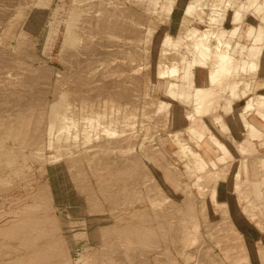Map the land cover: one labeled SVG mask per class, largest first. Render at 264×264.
<instances>
[{"label": "bare ground", "instance_id": "6f19581e", "mask_svg": "<svg viewBox=\"0 0 264 264\" xmlns=\"http://www.w3.org/2000/svg\"><path fill=\"white\" fill-rule=\"evenodd\" d=\"M61 1L62 0L59 1V5H60ZM83 1H86V0H83ZM73 3L71 2V4H73ZM139 4L142 7V10H144V13L148 10V12L151 14V16L155 15L159 18V20H161L165 15H167L166 16L167 20H168V21L166 20L167 24H163L162 26H159L158 28H156V30H157L156 32L159 31V34L156 36L155 40L150 39L151 36L154 34L153 30L150 27H148L146 29V32H147L146 33L147 36H145L146 38L138 39L139 43H141V41H142L143 45H146V46H147V44H151L150 42L153 43V46H151V48L153 50V55H152V57L149 58V60H146V57H143L144 60H143V62H141L138 59L135 60V58L133 56H129V58L131 57L130 61H128V62H130L129 63L130 66H128V67H130V69H127L128 71L126 70V67L128 64L125 65L124 69L122 68L123 65L122 66L118 65L119 67L116 66V69L114 70L113 73L117 74L119 72L118 74H120L121 71H123L125 73L133 72L131 74V79L133 80L134 79V77H132L133 75H138V74H141L142 71H146L147 74L145 77L148 78V80H149L148 81L149 85H150L149 88H150V91L152 92V96H153V99L151 101H153V100L156 101V102L154 101V105H153V103H151L153 105V107L150 104L151 101H148V100L145 101L144 100V102L141 103V102H138L137 100L132 101L133 99H131V102H129V100H128V105H126V108H122L121 104H118V107L116 106L117 107L116 108L115 105H113L114 104V100H113V104H112L113 106L111 107L112 111H110L111 112L110 114H112V116L110 117V115L107 113V111L104 110V108L100 105V103L99 104L96 103L94 105L92 103V106L94 107V109L92 110V113L89 114L88 116L85 115V117H81V118H79L80 116L77 115L78 118H77V120H75V117H74L75 114L73 113L74 110L72 111V113L74 114L73 118H71L72 116L69 115V113L71 111V101H72V98L69 95L70 97L63 101L64 103H66V105L65 104L62 105L59 103L56 105H52L51 101H48V100H47L48 103L44 102L46 104V108L44 107L46 110L45 111L46 114H44V112H43V115H41L40 117H43L45 115L44 119H45V123H46V134H47L46 140H43V138L41 137L42 134L38 133L39 132V124L42 126L43 118H41V122L39 120L38 126L36 127L37 129L36 130H35V128L32 129L33 131L35 130L36 132L30 133L29 131H31L32 125H30V130H29V123H31V122L28 120H27L28 122L26 121V119H29V118L27 116H26V119H24L22 117H18L19 121L17 122V120L14 119L15 118L14 115H13V117H14L13 119H14V122L16 121L15 123L12 122L11 117H10V119H7V120H11L10 123L8 121L3 120V118L5 116L2 118V120L0 118V120H1L0 123L4 127L2 125L1 126L4 129L6 128V133H4L5 137L10 138L12 136H17L20 138V136H23L22 140L24 142L21 141L22 144H21V142H19L20 145H23V143L25 144V142H26V146L30 144V147L28 146L29 148H31V145L34 147H37V148H35V149H37L36 155L38 156L40 161L42 160L44 162L47 160V158L44 154V150H45L46 145H48L50 147L57 145L58 148H61L62 146H63V148H64V146L69 148L70 144H73L74 146L75 145L81 146V144L85 145L89 141H91V139H92L91 131H88L89 127L92 129L95 127L94 126L95 124L97 126H100V127H102V125L104 124V126L102 128H103V133L105 135H103L104 137H102V139L105 138V136H106V138L108 140L106 141V143H104V145L102 144V146H101L102 148L104 147V149H107L109 143H111V144L115 143L114 146L117 145L116 143L120 144L121 142H124V141L128 143V144H126L127 146L124 143L125 148L127 147L126 152L128 154L126 153L127 157L126 158L124 157L125 158L124 162L126 161V159H127V162L124 164V172L123 173H125V174L129 173L128 174L129 177H130V175H131V177L133 176L135 179H131V180H133L134 182L135 181L141 182L142 179L145 180V178L146 179H147V177L149 178V174H151V171L153 169L156 170V172L159 174L158 176H160V178L162 176V180L164 183L161 181L162 182L161 186H159L160 185L159 183H158V185L154 184L157 182H153V184H151V183L148 184V182L145 183V184H147V187H148V188L146 187L148 189V194H149V192L153 191L154 193H156L158 195V196L156 195L157 197H155L154 194H152L154 197H152L151 194L148 196V200L153 203L152 205H154V207H156V206L163 207V203H161V201L164 202L165 199L167 201V199H169V197H171L172 199L170 200V202H171L170 208H173L171 210H174V208H175V209H177L178 213L186 214L188 217L187 219L186 218L184 219V217L180 216V217H182L181 219L184 222H182L181 219L179 221H181L183 224L186 222V223H188V225L190 222H192V224L194 225L195 224V223H193V222H195L194 213H196V212H195V208H194L195 199L192 201V197L194 196V197L198 198L197 200H199V197H203L205 195L207 196L206 193H209L208 194L210 196L209 197L210 198L209 203L211 204V208H213L214 210L218 209L220 211L219 208L222 209L225 207L227 210L225 213L234 211L233 214H235V216L239 217V218L236 217V226L238 223V224H240V228H242V229L243 228H249V229L251 228L252 230L258 229V230H260V232L262 231L264 233V226H263L264 225V0H139ZM145 5L148 6L147 9L145 8ZM11 6H13V5H11ZM103 6H104V4H103ZM101 8L98 7V9H97L98 14L94 13L95 17H93L90 20L88 19L89 21L87 23H86L87 16L86 15L82 16L83 13L80 14V13H77L76 11L74 12V8L73 7L71 8V5L67 7V5L64 4L63 6H60V7L58 6L57 9H55V19L53 21V24L51 26L49 34L46 38V42L44 43L43 52L46 55H49V57H51V58L54 57L55 51H56L57 46L60 42L61 49L59 51L58 57H62L61 59L65 60L66 64L64 63L65 64L64 69L68 73V75L70 76V79L74 78V81L75 80L77 82L81 81V76H82V73L84 72L83 69H89L90 70L89 74H91V75L96 74V76H97V73L99 74L101 72V71L98 72V68H100V66L98 67L97 64H100V63H102V61H104V60H100L98 57L101 58L102 55H103L102 57H104V55H105L106 59L107 58L109 59L110 55L114 56V58L112 59L113 63L117 62V60L119 58L121 59V57L124 56V54H123V56H121V53H119L120 55H118L116 53L118 51V49H117V51H114V52L112 50L111 53L113 52V54L109 53V50L112 49L110 47H109V50H104V49H108L109 44H106L105 42L110 39L109 37L111 35H113V36L117 35V33L119 31H121V30L123 31L124 27H121V25L118 22L119 20L112 18L113 16H111V12H109L108 10H105L103 8L101 9ZM104 8H105V6H104ZM120 10H121V8H120ZM130 10H132V9H130ZM20 11L22 12V7H21ZM20 11H19V13H20V15H22V13ZM131 12H133V11H131ZM1 13H2V11H1ZM4 13H6V12H4ZM13 13L14 14L16 13V17L14 15L15 19L20 20L19 13H17L16 10L13 11ZM78 14H80V15H78ZM11 15H8V16L11 17ZM17 15L19 16V18L17 17ZM137 15L139 16V14H137ZM144 16L145 15H143V18H144ZM146 16H148V15H146ZM12 19H13V15H12ZM146 19H147V17H146ZM4 20H0V21H4ZM7 22L8 23L12 22V20L11 21L6 20V23ZM19 22H18L17 26H19ZM21 22H23V21H21ZM136 22H137V20H136ZM8 23H7L6 27L8 26ZM137 23L139 24L140 27H142V29L145 28L143 26V23L141 22V20ZM3 24H5V22ZM85 24H87V25H85ZM147 25H148V23H147ZM10 26H12V24L11 25L9 24V27ZM26 26L27 25H25V27ZM134 27H135V25H134ZM136 29L137 28H135L134 30H136ZM78 32L81 33V36H79ZM93 33L102 34V36L99 38V41L96 45H94L92 42L93 37L95 38ZM84 34H85V39L83 40ZM104 34H105V36H104ZM134 36H136V35H134ZM6 39H7V37L4 40H6ZM8 39L11 40V38H8ZM130 39H132V38H130ZM20 40H22V43L20 45L18 44L17 47L15 45V51L17 53H19L20 55L21 54L24 55V53L29 51V45L30 44L28 45V41L26 39H24V37H23V39H19V41ZM82 40L84 41V43H82L79 47H77L78 42L81 43ZM15 42H17V41H15ZM121 42H122V40H121ZM135 42H136V40H135ZM92 47L97 49L96 52L94 54H86V51H88L89 49L92 50ZM115 47H116V45H115ZM115 47H114V50H115ZM119 48H122V47H119ZM141 48H142V46H141ZM136 50H135V54H136ZM126 53H130V52L127 51ZM83 55H86V56L83 60H81V57ZM139 55H138V57H140ZM17 56H18L17 62L19 63V61H18L19 55H17ZM144 56H145V54H144ZM34 57H36L35 53H34ZM135 57H137V56L135 55ZM124 59H127V56ZM14 60H16V59H13V61ZM9 61H12V60H9ZM112 61L110 60V62H112ZM3 62L5 63V61H3ZM17 62H15V63L17 64ZM124 62H125V60H124ZM136 62H138V63H136ZM131 63L137 64V67L133 68V71L131 70V68L133 67L131 65ZM1 65L3 66L2 63H1ZM9 67L10 68L12 67V63L9 64V62H8V65L5 68L8 69ZM112 67H113V65H112ZM104 68H105V66H104ZM109 69H108V72H109ZM35 70L37 71V69H35ZM106 70H107V67L105 69V74L107 72ZM9 71H11V70H9ZM50 71H53V68H51ZM4 72H5V70H4ZM31 72H32V70H31ZM108 72H107V74H108ZM18 73L19 72L17 71V73H16L17 79L19 76ZM22 73H23V71L21 72V74ZM44 74H43V76L40 74V76L47 79V76L49 75V73H46L45 75ZM52 74H51V76H52ZM103 74H104V72H103ZM111 74H112V72H111ZM121 75H123V74H121ZM8 76H9V73H8ZM38 76L39 75H37V74H34V75L32 74V77L29 78L32 85L35 84L36 82L39 83L40 77H38ZM96 76H95V78H96ZM21 77L23 78V75ZM27 77H28V74H27ZM49 77H48L47 81L45 80V82L42 85V86H44V88H46V86L48 87L46 90H43V92H45V91L48 92V89L51 86V87H53V89L51 91L52 96H53V100H55V98H59V97L62 98L63 93L65 94V92L63 91V89L60 85V80L58 79V80H56V83H54V82H51ZM58 77L56 76V78H58ZM101 77H102V75H101ZM104 77H106V76H104ZM109 77L110 76H108L107 78H109ZM13 78H15L14 75H13L12 79ZM60 78H66L64 73L61 74ZM91 78H90V80H91ZM98 78H99V75H98ZM107 78H105V79L107 80ZM5 79H7V78L5 77ZM12 79H11V81H12ZM119 79L121 80V78H118V80ZM7 80H9V79H7ZM14 80H16V79H14ZM48 80H49V83H48ZM95 80H94V83H95ZM102 80H103V77H102ZM120 80H119V83H121ZM134 80L136 82V80H139V77H138V79L136 78ZM85 81H87V80H85ZM88 81H89V78H88ZM99 81H100V79L98 80V83H99ZM110 82H111V79L109 80V83ZM20 83H21V81H20ZM26 83L31 85V83L28 82V79L25 82V84ZM82 83H83V81H82ZM41 84L42 83H40V85ZM80 84H81V82H80ZM93 85H95V84H93ZM102 85H103V83H102ZM121 85H122V83H121ZM37 86H39V85H37ZM42 86L41 87L39 86V87L41 89H43ZM85 86H86V83H85ZM147 86H148V84H147ZM110 87H112V86H110ZM113 87H115V86L113 85ZM149 88H148V91H149ZM59 89L62 90V92H60ZM95 89H97V88L95 87ZM50 90H51V88H50ZM83 90L89 91L92 89H89V88L84 89L83 88ZM99 90H100V88H99ZM120 90L122 91V89H120ZM93 91H94V89H93ZM103 91H104V89H103ZM103 91H102V93H103ZM121 91H120V93H121ZM124 92L125 91H123V93ZM111 94H112V91H111ZM116 94H117V92H116ZM116 94L114 96H116ZM66 95H67V93H66ZM132 95H133V93H132ZM0 96H1V94H0ZM22 96H23V94H22ZM108 96H110V94ZM4 97H7V94ZM103 97H104L103 94H101V98H103ZM15 98L17 101L18 97H14V99ZM101 98H99V99H101ZM108 100H109V98L106 99V103H108V105L111 106V103L109 104ZM120 100H119V102H120ZM7 101H8V99H7ZM20 101H21V99H20ZM20 101L19 102L17 101V103H20ZM24 101H25V99H24ZM66 101H68V102H66ZM141 101H142V99H141ZM38 102H40V101H38ZM63 102H61V103H63ZM115 103L117 105L116 99H115ZM29 104H28V106H29ZM42 104L43 103H41V105ZM149 104H150V107L153 108L152 117H151V113H148L149 115L146 113V111L148 112ZM24 105H26V104H24ZM38 105H40V104H38ZM103 105L105 106L106 104H103ZM8 106H9V103H8ZM8 106H6V108ZM17 107H16V109H17ZM27 107L25 109H27ZM34 107H35V105L33 102L32 108H34ZM4 108H5V106H4ZM37 108H39V106ZM40 108H42V107H40ZM101 108H103L102 111H101ZM0 110H2L1 107H0ZM11 110L13 112V109H11ZM30 110H32V109H30ZM116 110L117 111L124 110L125 114L127 112V116H125V117L123 116L124 118L122 117L123 118L122 120H119L118 118H117L118 119L117 120L116 116L119 115L120 112H118L117 114L116 113L114 114L113 111L116 112ZM32 111H34V110H32ZM36 113L37 112H35V114ZM76 113H77V111H76ZM12 114L13 113H11V115ZM30 114H31V112H30ZM37 114H42V113H39V111H38ZM107 115L110 117V119H106ZM163 115H165L164 118L166 120L165 121L166 124H163L162 127L165 126V129H163V131L159 132V134L153 140L154 149L153 150L150 149L151 151L150 150L148 151V146H145L143 144V145H141L142 148L140 147V149H141V153H139L140 155H133V153H131L132 154L131 155L129 152L131 151V149L137 148L136 147L137 145L135 143V141H137V140L134 139V135H133V134H135L136 131L135 132L132 131L134 133L131 134V133H129V131L131 130L130 128L135 127V129H136V126L143 125V124H144V126H146L145 125V123H146L145 120H146L147 126L149 128L147 130L148 133L144 134V135H146V137L144 138V141H145V144H147L149 142L151 132H152L153 128L155 127L152 124L154 123L156 118L163 116ZM138 116H143V117H140V118H142L140 120V118H138ZM120 117H121V114H120ZM81 120H83V121H81ZM102 120H104V121H102ZM34 121H35V119H34ZM32 123H33V121H32ZM83 124L87 125L88 128L85 127ZM33 127H35V125ZM102 128H101V130H102ZM40 131H41V129H40ZM96 136H97V133H96ZM15 139H18V138H15ZM10 140H12V139L10 138ZM109 140L112 142H110ZM150 141H151V139H150ZM95 142L97 143V141H95ZM3 143H4V141H3ZM101 143H103V142L100 141V144ZM153 143L151 142V145ZM121 144H123V143H121ZM0 146H1L0 147V159L3 158L2 160L6 161L5 165L7 164L8 166L9 165L12 166V164H14V163L10 157H11V155H14L12 157V158H14L15 153L17 155L21 152V151H19L20 149L18 151L13 150V152H15V153H13L12 149L8 148L13 153L12 154V153H10V151H7L8 149H4L2 144H0ZM97 146L98 147H96V146L95 147L98 149L100 146L99 145H97ZM15 148L16 147L13 146V149H15ZM91 148H92V146H91ZM93 148H94V145H93ZM121 148H122V146H121ZM16 149H18V148H16ZM64 149L66 150V152H65V155H63L64 153L62 154L63 158H65L66 155L69 157V154H70L69 150L66 148H64ZM83 149H85L84 146H83ZM109 149L111 150L110 147H109ZM112 149L115 150L117 148H115V149L112 148ZM118 150H119V148H118ZM59 151H62V150H59ZM30 152L32 153V151H30ZM89 152H90V150H89ZM60 154H61V152H60ZM60 154H59V157H60ZM34 155L32 156V158L34 157ZM91 155H93V154L91 153ZM101 155H103V153H101ZM110 155H111V153H110ZM22 156L25 158L24 152H23ZM22 156L20 155L21 158H23ZM70 156H71V154H70ZM156 156L160 157V159L162 160L161 161L162 163L158 160H155ZM16 157H18V155ZM20 157H18V159H20ZM68 157L66 159L68 160V163H69V162H71L70 160L73 159V156H71V158L69 157L70 159ZM80 157H81L80 160L82 163L87 162V160H88V162H90V165L92 166V168H94L93 167L94 165L92 164V159H89L91 157L86 152L85 153L83 152V155ZM98 157H99V155H98ZM98 157L96 159H98ZM103 157H101L100 159H102ZM4 158H6L7 160H5ZM76 158H78L77 155H76L75 159ZM104 158H106V156ZM94 159H93V162L96 161ZM36 160H38V159H36ZM80 160H79V162H80ZM107 160H108V162H111V161H109V159H107ZM25 161H26V159H25ZM38 161H36V163ZM42 161L39 162V164H41ZM102 161L103 160H101V163L103 164L104 161L103 162ZM119 161H121V159ZM119 161L117 162L118 163L117 165L120 167ZM108 162H106V163H108ZM97 163L98 162L96 161L95 165ZM106 163H104V164H106ZM22 164H23V166H25L24 163H22ZM22 164H20V165H22ZM75 164H77V163H75ZM71 165H72V162H71ZM71 165L70 164H69V166L67 165V169L68 168L70 169ZM90 165H89V167H90ZM108 165H109L108 169L110 171V165H112V163H110ZM114 165L116 167V164H114ZM8 166H7V168H8ZM75 166L77 167V165H75ZM105 166L107 167V165H105ZM71 168H72V166H71ZM76 169H78V167ZM105 169L107 171V168H105ZM118 169H120L118 171H121L122 168L120 167ZM155 170H153V171H155ZM79 171H80V169H79ZM112 171H110L109 173H106L107 175L109 174L110 176H112L110 179H109V175L107 176L105 174L106 176H101V174L99 175V173H98V180L101 184L103 183V185H102L103 190H106V191L117 190L120 193L119 190L123 189L124 191L126 190L129 192L130 188H127L128 185L126 186V184H124V182L126 180L122 179L124 177H122V178L120 176L115 177V176H117L118 172H116V174H115L114 170H112ZM103 174H104V171H103ZM114 174H115V176L113 177ZM75 175H76V173H75ZM70 176H71V174H70ZM72 177L74 178L75 176L73 175ZM106 177H108V178H106ZM151 179H150V181H153V179L152 180ZM122 181H124V182H122ZM88 183H90V182L88 181ZM113 183H114V185H113ZM135 184H136V182H135ZM137 184H136V186H137L136 189H139V191L141 190V192H142V189ZM140 184L141 185L143 184V187L146 186L144 183H140ZM182 184L186 185V188H184V189L187 190V187L189 189H191L190 192H192L193 195L190 193L189 194L192 195V197L187 196V197L183 198L182 197L183 193H182V196L178 195V193L180 191H182V190L179 191V188L182 187ZM79 185L81 186V184H79ZM79 185L77 184V186H79ZM88 185L90 187L91 184H88ZM129 185H131V184L129 183ZM81 187H83V186H81ZM100 187H101V185H100ZM129 187H131V186H129ZM92 188L90 187L89 188L90 190L89 189L88 190L91 191ZM182 189H183V187H182ZM184 189H183V192H184ZM132 190H135V189H132ZM106 191L104 192V194L106 193ZM118 192H115L112 195L107 194V193H106L107 195L105 194L107 196L106 198L109 197V199L112 200V203L109 201V203H111L112 205L118 204V201L121 198V196L119 195ZM121 192H123V191H121ZM137 192H138V190H137ZM187 192H189V191H187ZM91 194H93V193H91ZM100 194H102V195H100L101 197L105 196L103 194V192H101ZM121 194H123V193H121ZM134 194L135 193H133V194H131V193L125 194L124 193L123 198L126 201V198H128V197H130V198H132L133 196L136 197V195H134ZM150 196H151V198H150ZM48 197H51V196L48 195ZM87 197L89 198V196H87ZM95 197H97L98 201L97 200L96 201L99 204L100 201H99L98 196H95ZM142 197H144V196H142ZM106 198H104V199H106ZM36 199L37 198H35V200ZM44 199H45V197H44ZM44 199H43V201H44ZM50 199H53V198L51 197ZM140 199H141V197H140ZM39 200H40V198H39ZM89 200H91V199H89ZM121 200L123 201L122 198H121ZM181 200H182V202H180ZM46 201L47 200H45V202ZM131 201H133V200H131ZM141 201L143 202L144 200L141 199ZM47 202L50 203V201H47ZM52 202L53 201H51V203ZM97 202H95L96 207L98 205ZM201 202H202V200H201ZM49 203H47V204L49 205ZM93 203H94V199H93ZM158 203H161V204H158ZM39 204L33 203V205H30V203H29L30 206H28V204H27L26 210L30 211L32 209L38 208V210L41 211V208H39L40 207ZM95 204H94V206H95ZM50 205L52 207V204H50ZM165 205H167V204H165ZM195 205H197V204H195ZM105 206H107L106 203H105L104 207ZM90 207L91 206H89V208ZM123 207H124V205H123ZM206 208H207V206H206ZM16 209H18V208H16ZM44 209L42 211H46L47 208L45 210ZM93 209L95 210V207ZM93 209H90V210H93ZM109 209H110V207H109ZM158 209H162V208L158 207ZM104 210H106V209H104ZM33 211H35V210H33ZM50 211H52V210H50ZM87 212H89L91 214V212H94V211H88L87 210ZM118 212H120V210H118ZM142 212L144 214V213L148 212V210L147 209L143 210V208H142ZM24 213L28 214V212L27 213L24 212ZM135 213H136V211H135ZM19 214H20V212H19ZM31 214H32V212H31ZM45 214H47V213H45ZM96 214H97V212H96ZM100 214H102V213H100ZM115 214H117V212H115ZM167 214H166V217H167ZM91 215H93V214H91ZM159 215H161V214L159 213ZM224 215H227V214H224ZM44 216H46V215H44ZM44 216H42L41 218H43ZM134 216H135V214L133 215V217ZM140 216L142 217L141 221H143L146 224L148 221H150V222L152 221V219L149 218L152 215L149 216V215L145 214L142 216V214H141ZM37 217H39V216H37ZM55 217L54 218H50V217L48 218L47 217V218H48V220H52V219H55ZM162 217H164V216H162ZM228 217L230 218L232 216L228 215ZM29 218L30 217H28V218L26 217L25 218L26 220L24 218L22 221L20 220L22 223L20 222L18 224L20 226V227L18 226V228L16 227L17 226L16 223H15L16 225L13 223L14 226H11V227H6V226H4L2 228L0 227V234L1 233H3V234L9 233L11 231H14V229L20 228V231H19L20 233L24 231L26 234V232L29 233L31 231V233H29L30 234L29 239H30V236H35L36 239L39 238L38 239L39 241L42 240L41 237L44 236L42 234L44 230L41 231L43 229V227H42L43 225L40 222H38L37 218H33V221H34V219L36 221L35 223H33V221H30ZM44 218H43V220H44ZM47 218H46V220H47ZM116 218H113V219H116ZM122 218H123L122 220L124 221L123 216H122ZM129 218H130V220L127 217V220H129V221H127L125 219V221L127 223H122L123 225L125 224L124 227H122L123 225H121V224H120L121 227L119 225L114 226L113 224H110V225H112V228L111 227L107 228L110 226L108 224V225H105L106 227L104 226L105 229L104 228L101 229V230H104L105 232L113 230L114 234H111L112 235L111 238L113 239V237L115 236V238H121L120 240H123V242L121 241L122 244L121 243L116 244V242L112 243L110 241L112 239L109 240V237L107 239L109 241H105L106 243H108L106 245L107 247H105V248H107V249L110 248L111 250L109 249V251L113 254H118V253L123 254L124 253V256L128 253L131 254V253L136 252L134 250L135 247L133 248L132 244L138 242L142 245H148V244L152 243L153 241L155 242L158 239V236H159L158 231L159 230L157 228H151L150 226H148L149 224L146 226V224H144V223H143L144 225L143 224L139 225V223H136V222L139 221L140 219L138 220V218H137V220H134L136 217L135 218L129 217ZM145 218H146V221H144ZM152 218H154V217H152ZM15 219L13 218L11 220H15ZM38 219H40V218H38ZM176 219H177V217H176ZM178 219H179V216H178ZM257 219H259V222L262 224V226L259 222H257ZM8 220L10 222V219H8ZM98 220H101V218ZM122 220L120 219V221L119 220L118 221L123 222ZM159 220L160 219H158V218L156 219V221H159ZM164 220H161V221L164 222ZM174 220H175V218H174ZM189 220H190V222H189ZM226 220H227V218H226ZM47 221H45V222H47ZM57 221H59V220H57ZM102 221H103V219H102ZM104 221L106 222L107 220H104ZM239 221H241V222L239 223ZM5 222L7 223V221H5ZM41 222L45 223L43 221H41ZM54 222L55 221L53 220V222H50V223L53 224ZM75 223L76 222H74V224ZM157 223L158 222H156L155 224H157ZM174 223L171 224L170 226H173ZM182 223H181V225H182ZM226 223H227V221H226ZM228 223H230V220L228 221ZM164 224H166V222ZM222 224H224V223H222ZM158 225H160V224L158 223ZM232 225L234 226L233 223H232ZM232 225H231V227H232ZM8 226H10V225H8ZM28 226L30 227V229H26V228H29ZM44 226H45V224H44ZM59 226H61V225L58 224V227L56 225L58 230H59ZM189 226H191V225H189ZM100 227H102V226H100ZM186 227H187V225H186ZM186 227L178 226V228L176 227V229H175V225H174V229H175L174 231L176 232L175 234L177 235L176 236L177 241H179L180 245H181L180 246L181 248H179V249L183 250V254L187 255V256H185L186 259H189V256L191 254L188 255L186 249H189L190 245L192 246L193 242H191L192 238L190 235V232H192V231L189 232ZM171 229H169L170 233H171ZM193 229H195V228L193 227ZM46 230L47 231H45V232H48L49 229H46ZM54 230H55V228H54ZM160 230H161V228H160ZM237 230H239L238 227H237ZM33 231L34 232L37 231L38 233H40V234L37 233L40 236L34 235ZM104 231H102L100 233H103ZM16 232H18V230H16ZM19 232H18V234L20 235ZM97 232H95V233H97ZM50 233H51V231H50ZM52 233H54V232H52ZM52 233L50 236L53 235ZM55 233H57V231ZM107 233L109 236V232H107ZM110 233H111V231H110ZM166 233L168 234L169 232H166ZM3 234L0 236L2 237ZM103 234L105 235V233H103ZM175 234H174V236H175ZM5 235L3 237H5ZM7 235H6V237H7ZM172 236H173V234H172ZM23 237L25 239H28L24 235H23ZM166 237H167V235H166ZM24 238H22V239H24ZM56 238H58V237H56ZM93 238H96V237H93ZM97 238H98V236H97ZM99 238L101 239V237H99ZM162 238L163 237H161V239ZM10 239H11V237H10ZM19 239L21 240V237ZM46 239H47V237H46ZM63 239H64V236H63ZM63 239H62V241H59V239H58L56 244L52 243L53 245H55L53 250L50 249L52 247V245L50 247V245L47 243L49 245L47 247H50L48 249V251H47V248H43V249H40V248L37 249L36 248V250L34 251V249H32V248L37 247V244L39 242L37 243V241L27 240L25 242L26 248L29 247V249L31 251L33 250V252L26 253V254L24 253V255H22V254L18 255V256L16 255V257L14 256L15 258L9 259L8 261H1L0 264H11V263L14 264L15 263L14 261H16L15 264H40V263L42 264L41 261H43V263H45L44 262L45 256H44V258H41V257H43L41 255H42V252H44V251L45 252L47 251V253H45L47 257H48V255H49V257L51 255V257L49 258L50 260H52V261H53V259L54 260L55 259L60 260L59 257L65 256L66 255L65 252L68 251V250H66V246L64 244L66 241L64 242ZM34 240H35V238H34ZM54 240H56V239L54 238ZM7 241H9V238ZM16 241H17V238H16ZM48 241H50V244H51L52 240H48ZM45 242H47V241H45ZM53 242H55V241H53ZM18 243H21V242H18ZM22 243H24V242H22ZM44 243H42V244H44ZM260 243L262 244L261 246L264 247V235L263 234L260 237L259 244ZM6 244L8 245L9 243H6ZM102 244H103V242H102ZM135 245L137 246V244H135ZM188 246H189V248H188ZM0 247H2V246H0ZM41 247H46V245L45 246L42 245ZM10 248L12 249V247H10ZM3 249H5V247ZM11 249L8 248L7 250H11ZM21 249H23V248H21ZM24 251H26V250L24 249ZM39 251H42L41 255H39L40 254ZM27 252H28V250H27ZM37 252H38L39 257L41 256L40 257L41 259L37 258L38 257ZM102 252L104 253V250ZM168 252H170V251H168ZM17 253H19V252H17ZM100 253H101V251H100ZM8 254L9 253H7V254L5 253V255H8ZM262 255H263V253H262ZM2 256H3V254H2ZM83 256H84V254H83ZM113 256H112V258H113ZM121 256H123V255H121ZM130 256H134V255H130ZM9 257H11V256H9ZM69 257H70V255H69ZM86 257H84V258L86 259ZM102 257H103V255H102ZM116 258H117V256H116ZM125 258L127 259V257H125ZM49 259H47V260H49ZM85 259H83V260L86 261L87 259L86 260ZM97 259H99V258H97ZM102 259H105V258H102ZM122 259H120V260L122 261ZM47 260H46V262H47ZM80 260H82V256L78 261H80ZM64 261H65V259H64ZM91 261H92V259H91ZM129 261H131V260H129ZM50 262L45 263V264H50ZM68 262H69V264H72L71 259H69L67 261V263ZM86 262H87V264H91L90 260L86 261ZM96 262L97 261H95L94 264ZM169 262H170V260H169ZM73 263H75V262L73 261ZM139 263H141V262H139ZM142 263H144V262H142ZM58 264H63V263H58ZM104 264H105V262H104ZM118 264H119V262H118ZM259 264H263V263H259Z\"/></svg>", "mask_w": 264, "mask_h": 264}, {"label": "rangeland", "instance_id": "374dc122", "mask_svg": "<svg viewBox=\"0 0 264 264\" xmlns=\"http://www.w3.org/2000/svg\"><path fill=\"white\" fill-rule=\"evenodd\" d=\"M59 1L60 0H23V1L22 0H0V9H1L0 10V15H1L0 16V20H4L7 17L4 21H0V23H1L0 24V58H1L0 59V94H1V96H0V105L1 106L0 107L2 109V110H0L1 111L0 112V118L2 120V118L5 116L3 118V120L4 121H8L10 123L11 120H12V122H14V119H16L17 122H18L19 121L18 117H22V118L26 119V116H27L29 119H26V121L28 120V121L31 122V123H29V130H30V125H32L31 126V131H29L30 133L31 132H34V133L36 132L35 130L37 129L36 127L38 126L39 120L41 122V118H43L42 126L39 124V132H38L39 134H42L41 137L43 138V140H46V138H47V136H46L47 135L46 134V123H45V119H44L45 115L43 117H40V116L43 115V112H44V114H46L45 113V111H46L45 110V108H46V104L45 103L46 102L48 103V101H51V104L52 105H56L58 103L59 104H62V105H64V104L66 105V103H64L63 101L65 99H68L71 96V98H72V101H71V111H70L69 115L72 116L71 118H73V115L75 114L76 115V116L74 115L75 120H77L78 116H80L79 118H81V117H85V115L88 116L89 114H91L92 113V110L94 109V107L92 106V103H93V105L96 104V103H98V104L100 103V105L104 108L105 111H107V113L111 117L112 114H110L111 113L110 111H112L111 107L113 105H115V107L116 106L118 107V104H121V107L122 108H126V105H128V100H129V102H131V99H133L132 101H134V100L136 101L137 100L138 102H141V103H143L144 100L145 101L146 100L151 101L153 99V96H152V92L150 91V88H149V86H150L149 85V82H148L149 80H148V78L145 77L146 74H147V72L146 71H142L141 74L133 75L132 77H134V79H136V78L138 79V77H139V80H136V82H135L134 79L132 80L131 79V74L133 72H131V73L130 72H127L128 71L127 69H130V67H128V66H130V64H129L130 62H128V61H130V58L131 57L129 58V56H133L135 58V60L138 59L141 62H143V60H144L143 57H146V60H149V58L152 57V55H153V50L151 48V46H153V43L150 42L151 44H147V46H146V45H143L142 41H141V43H139L138 39H144V38H146L145 37V36H147L146 29L148 27H150L153 30V32H154V34L151 36L150 39H154L155 40L156 36L159 34V31L156 32L157 31L156 28H158L159 26H162L163 24H167V21H168L167 20V17H166L167 15H165L161 20H159V18L157 16H155V15H152L151 16V14L148 12V10L144 13V10H142V7L139 4V0H86V1H83V0H81V1L80 0H73V1L72 0H62L61 3H60V5H59ZM71 2L72 3L74 2V3L71 4ZM64 4H66L67 7L71 5V8L72 7L74 8V12L76 11L77 13H80V14L83 13L82 16L86 15L87 16L86 23L90 19H92L93 17H95V14H98L97 13L98 12V10H97L98 7L99 8L102 7L103 9L108 10L109 12H111V16H113L112 18H114L116 20H119L118 22L121 25V27H124L123 28V31L121 30V31H119L117 33V35H114V36L111 35L109 37L110 39L105 42L106 44H109L108 49H104V50H109V47L112 48V49L109 50V53L110 54H113V52L114 51H117V49H118V51L116 53L118 55H120L119 53H121V56H123V54H124V56L123 57L120 56L121 59L119 58L117 60V62H114V63L112 61V59L114 58V56H112V55H110L109 59L108 58L106 59V56L105 55H104V57H102L103 56L102 55L101 58L98 57L100 60H104V61L106 60L105 62L102 61V63L97 64L98 67L100 66V68H98V72L101 71L100 72L101 74L100 73L99 74L97 73V76H96V74L91 75V74H89V71H90L89 69H83L84 72L82 73L81 81H79L77 79L79 82H77L76 80L74 81V78L73 79H70V76L68 75V73L64 69L65 68V64H66L65 60L61 59L62 57H58L59 51L61 49L60 42H59V44L57 46V49L55 51L54 57L51 58V57H49V55H46L43 52L44 43L46 42V38H47V36L49 34V31H50L51 26L53 24V21L55 19V9H57L58 6L59 7L60 6H63ZM103 4H104L105 8H104ZM11 5H13V6H11ZM21 7H22V12L20 11L21 10ZM120 8H121V10H120ZM145 8L147 9L148 6L145 5ZM130 9H132V10H130ZM15 10H16L17 13H19V11L22 13V15H20V13H19L20 20L19 19L18 20L15 19L16 13L15 14L13 13V11H15ZM1 11H2V13H1ZM131 11H133L134 13L131 12ZM4 12H6V13H4ZM11 14L13 15V19H12V15ZM80 14H78V15H80ZM137 14H139V16ZM8 15H11V17H9ZM14 15H15V17H14ZM143 15H145L144 18H143ZM146 15H148V16H146ZM17 17L19 18L18 15H17ZM146 17H147V19H146ZM8 19L10 21L12 20V22H9V23L7 22L8 23V26L6 27V25H7L6 20L9 21ZM135 19L137 20V22H139L141 20V22L143 23V26L145 28L142 29V27L139 26V24L136 22ZM21 21H23V22H21ZM4 22H5V24H3ZM18 22H19V26H17ZM147 23H148V25H147ZM9 24L10 25L12 24V26L9 27ZM25 25H27V26L25 27ZM85 25H87V24H85ZM134 25H135V27H134ZM135 28H137V29L134 30ZM78 34H79V36H81V33L78 32ZM93 34H94V36H95L96 39L93 37L94 40L92 39V42H93L94 45H96L98 43V41H99V38L102 36V34H97V33H93ZM134 35H136V36H134ZM5 36L7 37L6 40H4L6 38ZM104 36H105V34H104ZM23 37H24V39H26L28 41V45L30 44L29 45V51L30 52L27 51L26 53H24V55L23 54L20 55L19 53H17L15 51V45H16V47H17L18 44L20 45L22 43V40L19 41V39H23ZM8 38H11V40L8 39ZM130 38H132V39H130ZM84 39H85V34H84L83 40ZM83 40L81 41V43L78 42L77 47H79L82 43H84ZM121 40H122V42H121ZM135 40H136V42H135ZM15 41H17V42H15ZM115 45H116V47H115ZM117 45L118 46L120 45L119 47H122V48H119ZM141 46H142V48H141ZM114 47H115V50H114ZM30 49L31 50L33 49V50L31 51ZM96 50H97L96 48H93L92 47V50L89 49L88 51H86V54H94L96 52ZM112 50H113V52L111 53ZM135 50H136V54H135ZM127 51H129L130 53H126ZM34 53H35V56L36 57H34ZM137 54L138 55L140 54L139 55L140 57H138ZM144 54H145V56H144ZM17 55H19V59H18L19 63L17 62V58H18ZM125 55L127 56V59H124V58H126ZM135 55L138 58L135 57ZM83 56L81 57V60H83L86 55H83ZM13 59H16V60L13 61ZM9 60H12V61H9ZM110 60L112 62H110ZM124 60H125V62H124ZM3 61H5V63ZM8 62H9V64L12 63V67L11 68L9 67L7 69L5 67L8 65ZM15 62H17V64ZM1 63L3 64V66L1 65ZM136 63H138V62H136ZM112 65H113V67H112ZM118 65L119 66L120 65L121 66L123 65L122 66L123 69L125 68V65H127V67H126V70H127L126 72L127 73L121 71L120 74H118L119 72L117 74H114L113 72L116 69V66H118ZM131 65L133 66L131 68V70L133 71V68H136L137 67V64L131 63ZM104 66H105V68H104ZM106 67H107V70H106L107 72H108V69L109 68L111 69V70L109 69V72L110 73L108 72V74H107V72L105 74ZM51 68H53V71H50ZM35 69H37V71ZM4 70H5V72H4ZM9 70H11V71H9ZM16 70L19 72L18 73V75H19L18 76V79H17V74H16L17 71ZM31 70H32V72H31ZM22 71H23V73L21 74ZM45 72L46 73H49V75L48 76L46 75V76H47V79L50 76L49 79L51 80V82L56 83V80H58V79L60 80V85H61L63 91L65 92V94L63 93V97L62 98L59 97V98H55V100H53V96H52V93H51L53 87H51L50 85L49 86H50L51 90L49 88L48 89V92L47 91L43 92V90H46L48 88L47 86H46V88H44V86H42L43 83L45 82V80L47 81L46 78H43L42 77ZM103 72H104V74H103ZM111 72H112L113 75L111 74ZM8 73H9V76H8ZM63 73H64V75H65L66 78H60L61 77V74H63ZM27 74H28V77H27ZM32 74L33 75L34 74L39 75L38 76V77H40L39 83L36 82L35 84L32 85V83L29 80V78L32 77ZM40 74L42 76H40ZM51 74H52V76H51ZM121 74H123V75H121ZM13 75L15 76V78L12 79ZM22 75H23V78L21 77ZM98 75H99V78H98ZM101 75H102L104 81L102 80ZM56 76L57 77L59 76V77L56 78ZM95 76H96L97 79L95 78ZM104 76H106V77H104ZM108 76H110V77L107 78ZM5 77L7 79H9V80L5 79ZM26 78L28 79V82L31 83V85H29L28 83L25 84V82L27 81ZM88 78H89V81H88ZM90 78H91V80H90ZM105 78H107V80ZM118 78H121V80L120 79L119 80L122 83V85H121V83H119ZM11 79H12V81H11ZM14 79H16V80H14ZM99 79H100V81L98 83V80ZM110 79H111V82L109 83V80ZM85 80H87L88 82L85 81ZM94 80H95V83H94ZM20 81H21V83H20ZM82 81H83V83H82ZM80 82H81V84H80ZM40 83H42V84L40 85ZM48 83H49V80H48ZM85 83H86V86H85ZM102 83H103V85H102ZM146 83L148 84V86H147ZM36 84L39 85L40 87L42 86L43 89H41ZM93 84H95V85H93ZM113 85L115 87H113ZM110 86H112V87H110ZM95 87L97 89H95ZM117 87L118 88L120 87V88L118 89ZM83 88L84 89L89 88V89H92V90L84 91ZM99 88H100V90H99ZM148 88H149V91H148ZM93 89H94V91H93ZM103 89H104V91H103ZM120 89H122V91ZM102 91H103V93H102ZM111 91H112V94H111ZM120 91H121V93H120ZM123 91H125V92L123 93ZM60 92H62V90H60ZM116 92H117V94H116ZM66 93H67V95H66ZM132 93H133V95H132ZM6 94H7V97H4V96H6ZM22 94H23V96H22ZM101 94H103V96H104L103 98H101ZM109 94H110V96H108ZM115 94H116V96H114ZM14 97H18L17 98V101L18 102L21 99L20 103H17L16 98L14 99ZM106 97L109 98L108 102H109V104L111 103V106H109L108 103H106V99H107ZM99 98H101V99H99ZM7 99H8V101H7ZM24 99H25V101H24ZM115 99L117 101V105L115 103ZM141 99H142V101H141ZM113 100H114V104H113ZM119 100H120V102H119ZM38 101H40V102H38ZM154 101L155 100L151 101L150 104L153 103V105H154ZM33 102H34V105H35L34 108H32ZM61 102H63V103H61ZM66 102H68V101H66ZM8 103H9V106H8ZM23 103L26 104V105H24ZM37 103L40 104V105H38ZM41 103H43V104L41 105ZM28 104H29V106H28ZM103 104H106L105 105L106 107ZM150 104H149L148 112L146 111V113L147 114L148 113H151V117H152V115H153V113H152V111H153V108H152L153 105L151 104L152 107H150ZM4 106H5V108H4ZM6 106H8L7 108L9 110L6 108ZM38 106H39V108H37ZM16 107H17V109H16ZM26 107H27V109H25ZM40 107H42V108H40ZM103 108H101V111H102ZM11 109H13V112H12ZM30 109L34 110L37 113L39 111V113H42V114H37L36 113L37 114L36 115L35 112L32 111V110H30ZM28 110L31 112V114H30V112ZM72 111H73L74 114L72 113ZM76 111H77V113H76ZM118 112H120L121 117H120V114H119V115L116 116V119L118 118L119 120H122L125 116H127V112L125 114L124 110H121V111H117L116 110V112L113 111L114 114L115 113L117 114ZM11 113H13V114L11 115ZM13 115L15 116V118L13 117ZM164 116L165 115L156 118V120L152 124L155 127L153 128V130L151 132V135H150L151 141L149 139V142L147 144H145V141H144V138L146 137V135H144V134H147L148 133L147 130L149 128L147 126V121L146 120H145V122H146L145 125L146 126H144V124H143V125L136 126V129H135V127L130 128L131 130L129 131V133L133 134L136 131L135 134H133V135H134V139L137 140V141H135V143L137 145L136 146L137 148L131 149V151L129 152L130 154L133 153V155H140L139 154V153H141L140 147L143 144L145 146H148V151L150 149L151 150L154 149L153 140L156 138V136L159 134V132H161V131H163V129H165V126L162 127L163 124H166V122H165L166 120H165ZM10 117L12 119L11 120H7V119H10ZM110 117L107 115V118L106 119H110ZM140 117H143V116H138V118H140ZM34 119H35V121H34ZM141 119L142 118H140V120ZM1 120H0V122H1ZM32 121H33V123H32ZM81 121H83V120H81ZM102 121H104V120H102ZM33 124L35 125V127H33L34 126ZM1 125L2 124L0 123V140H1L0 141L1 143L0 144H2V146H3L4 149H8V148L12 149V152H13V150H17L18 151L20 149L19 151H21V152L19 154L22 156V154L24 152L25 158L23 156H22L23 158H21L20 155L17 154L18 157H20V159H18V157H16L17 156L16 153L13 152V153H15V157L12 158L14 155H11V157H10L11 160L13 161V163H14V164H12V166H10V165L8 166L7 164L5 165V162L6 161L2 160L3 158L0 159V165H1L0 166L1 167L0 168V227L1 228L4 227V226L11 227V226H14L13 223L14 224L16 223L17 224L16 227L18 228V226H19L18 224L23 220V218L25 219L26 217L27 218L30 217L29 218L30 221H33V218H37L38 222H40L43 225L42 226L43 229L42 230L40 229V230L41 231L44 230L43 233H42L44 236L41 237L42 240H40V241L38 240L39 238L36 239L35 236H30V239H29V235H30L29 233H31V231L29 233L26 232V234H25L24 231L20 233L19 232L20 231V228L19 229H14L13 228L14 231H11L9 233H4V234L1 233L0 235L3 234V236L5 234L6 235L8 234V235H7V237H6V235H5V237H3V236L1 237L0 236V243H1L0 246H2V247H0V249H1L0 250V262L1 261H8L9 259L15 258L16 255L17 256L18 255H21V254L24 255V253L26 254V253L33 252V250L31 251L29 249V247L26 248L25 242L27 240L37 241V243L39 242L37 244V247L32 248V249H34V251L36 250V248L37 249L38 248H40V249L47 248V251H48V249L51 247V245H52V247L50 249L53 250L54 247H55V245H53V244L54 243L56 244V242L58 241V239H59V241H62L63 236H64V239L63 240H64V242L65 241L66 242L65 243L63 242V243L66 246V250H68V251L65 252L66 255L63 256V257H59L60 260H57V259L54 260L53 259V261H52V260L49 259L51 257V255H50V257H49L48 254H47L48 257L46 256L45 253H47V251L46 252L45 251L44 252L39 251L40 252L39 255H41V252H42V255L41 256H43V257L40 256L41 258H44V256H45V258H44L45 259L44 260L45 263H49L51 261L50 264H58V263L69 264V262L67 263V261L69 259H71L72 264H87L86 261H89V260H90V263L91 264H94L95 261H97L96 262L97 264H104V262H105V264H113V263L114 264L115 263L118 264V262H119V264H133V263L134 264L135 263L136 264H160V263L161 264H206V263L207 264H209V263L210 264H259V263H263L264 264V247L261 246L262 245L261 243L259 244L260 237H261L262 234L264 235V233L262 231L260 232V230H258V229L257 230H252L251 228L250 229L249 228H243L242 229V228H240V224H238V223H237V226H236V217H238V216H235V214H233L234 213L233 210H232L233 212L225 213L227 211L225 207L222 208L223 210L221 208H219L220 211L218 209H217L218 210L217 211V210H214L213 208H211V204L209 203V200H210V198H209L210 196L208 195L209 193H206L207 196L205 195L203 197H199V200H197L198 198H196L194 196L192 197L193 194H192V192H190L191 189H189L188 187H187V190L184 189V188H186V185L182 184V187L184 189V192L186 191L185 193L187 195L183 192L182 187L179 188V191L180 190H182V191H180V192L178 191L179 192L178 195H181L182 196V193H183V196H182L183 198L184 197H187V196H189V197L191 196L192 197V201L195 199L194 208H195V212L196 213H194V215H195L194 216L195 217V222H193L195 224L193 225L192 222H190V220H189V222H190L189 225H191L192 227L189 226L188 223H186V222L184 224L182 223V222H184L181 219L182 217H184V219L185 218L186 219L188 218L186 214H180V213H178L177 212V209H175V208H174V210H171V209H173V208H170V204H171L170 200L172 199L171 197H169V199H167L168 202L166 201V199L164 200V202L161 201V203H163V207H161V206L154 207V205H152L153 203L148 200V196L150 194L151 195L154 194L155 197H157L158 195L156 193H154L153 191L152 192H149V194H148V189H147L148 187H147V184H145V183L148 182V184L149 183L153 184V182H157V183H154V184L155 185H158V183H159L160 184L159 186H161L162 185V182H163L162 176L160 178V176H158L159 174L156 172V170L153 169L155 171H153V170L151 171V174H149V178L147 177V179L145 178V180L142 179L141 182L135 181L136 184L138 183L137 185L140 186V188L142 189V192H141V190L139 191V189H136L137 186H136L135 182L133 180H131V179H135V178L133 176L131 177V175L129 177V175H128L129 173L128 172H127L128 174L123 173L124 172V164L127 162V159H126L125 162H124V160H125V158L127 157V154H128L126 152L127 151V147L125 148V145L128 144V143L124 141V142H121L123 144L120 143L121 144L120 145L119 143H116L117 145H115V146H114L115 143H113V144L109 143V145L110 144L111 145L110 146L108 145V148H107L108 150L107 149H104V147L102 148L101 147L102 144L104 145V143H106V141L108 140L106 138V136H105V138L102 139V137H104L103 135H105L103 133V128H102L104 126V124L102 125V127L97 126L96 124L94 125L95 127L92 128V129L89 127L88 131H91L92 139H91V141L88 142L89 144L88 143L85 144V145L81 144V146L83 145L85 149H83V146L82 147L80 145L79 146L78 145H75L74 146L73 144H70V147L69 148L64 146V148H66V149L69 150L71 156H73V159L74 160L73 159L70 160L72 162V165H71V162L68 163V160L66 159L68 157L67 155L65 156V158H63V155H65L66 150L63 148V146L61 148H58L57 145L56 146L54 145L53 147H50L48 145L45 146L44 154H45L47 160L44 161V162L41 160L42 163L39 164V162H41V161L39 160L38 156L36 155L37 149H35V148H37V147H34V146L31 145V148L33 147L31 149V148H29L30 147V144L29 143H28L29 145L26 146V142H25V144L23 143V145H20L19 142H21V141L24 142L22 140V137L23 136H20V138L17 137V136H12V137H10L12 140H10V138H8V137H5L4 133H6V128L4 129L3 128L4 126L2 125L3 126L2 127ZM84 126L88 128L87 125H84ZM34 128H35V130L33 131L32 129H34ZM101 128H102V130H101ZM40 129H41V131H40ZM132 131H134V132H132ZM96 133H97V136H96ZM15 138H18V139H15ZM3 141H4V143H3ZM95 141H97V143ZM100 141H102L103 143L100 144ZM22 142H21V144H22ZM110 142H112V141H110ZM151 142L153 143L152 145H151ZM124 143H125V145H124ZM93 145H94V148H93ZM97 145L100 146L98 149L96 148V147H98ZM13 146L16 147V148H18V149H16V148L13 149ZM91 146H92L93 149L91 148ZM121 146H122V148H121ZM109 147L111 148L112 151L109 149ZM112 148H114V149L117 148V149L113 150ZM118 148H119V150H118ZM59 150H62V151H59ZM89 150H90V152H89ZM7 151H10V150L8 149ZM30 151H32V153ZM12 152L10 151V153H12ZM60 152H61V154H60ZM83 152L84 153L86 152L91 157L89 159H92V164L94 165L93 167L95 169L92 168V166L90 165V162H88V160H87V162H84V163L81 162V160H80L81 157L80 156L83 155ZM91 153L93 155H91ZM101 153H103V155H101ZM110 153H111V155H110ZM59 154H60V157H59ZM70 154H69V157L71 158ZM33 155H34V157L32 158ZM76 155L78 156V158L75 159ZM98 155H99V157H98ZM100 156L101 157H103V156L105 157L106 156V158L103 157L102 159H100L101 158ZM97 157H98V159H96ZM119 158L121 159L122 162L119 161L120 160ZM155 158H154L155 160H158L160 162L162 161L159 156H156ZM4 159L7 160L6 158H4ZM25 159H26L27 162L25 161ZM36 159H38L39 161L36 160ZM93 159L98 162L96 165H95L96 161H94L95 162L94 163L93 162ZM107 159H109V161H111V162H108ZM79 160H80V162L82 164L79 162ZM101 160L104 161V162L102 161L103 164L101 163ZM36 161H38V162L36 163ZM105 161L108 162V163H106ZM118 161H119L120 167L123 169V170L121 169V171H118V170H120V169H118L120 167L117 165L118 164L117 163ZM22 163H24L25 166H23ZM75 163H77V164H75ZM104 163H106V164H104ZM110 163H112V165H110V171L114 170V173L115 174H116V172H118L117 173V176H115V174H114L113 177L114 176L115 177H119L120 176L121 178L124 177L122 179L123 180H126V181L125 182L122 181V182H124V184H126V186L128 185L127 188H130L129 189V192L126 191V190L124 191L123 189L122 190L121 189L119 190L120 193L117 190H114V191L113 190H110V191L103 190V186H102L103 183L101 184L99 182V180H98V173H99V175L101 174V176H106L107 175L106 173H109L110 172L109 169H108L109 168L108 167L109 166L108 164H110ZM113 163L116 164V167L117 168L115 167V165ZM20 164H22V165H20ZM69 164L72 166V168L70 166V169L69 168L67 169V165L69 166ZM75 165H77L78 169H76L77 167ZM89 165H90V167H89ZM105 165H107V167ZM7 166H8V168H7ZM105 168H107V171H106ZM79 169H80V171H79ZM102 170L104 171V174H103V171ZM75 173H76L77 176L75 175ZM70 174H71V176H70ZM73 175L75 176L74 178L72 177ZM111 177L112 176L109 175V179ZM150 177L151 178L153 177L152 178L153 181H150V179H151ZM106 178H108V177H106ZM88 181L90 183H88ZM86 182L88 184H91L92 186L90 185V187L91 188L93 187L94 189L92 188L91 191H89L90 190L89 189L90 187H89V185ZM128 182L131 185H129ZM140 183H144L146 186L143 187V184L141 185ZM77 184L78 185L81 184V186H83V187H81L80 185L77 186ZM100 185H101V187H100ZM113 185H114V183H113ZM129 186H131L132 188L129 187ZM132 189H135V190H132ZM137 190H138V192H137ZM105 191H106L107 194H111V195L114 194L115 192H118L124 202L120 198L119 201H118V204L112 205L111 204L112 203V200L109 199V197L106 198L107 197L106 196L107 194L106 193H105L106 195L104 194ZM121 191H123V192H121ZM187 191H189V192H187ZM101 192H103V194L105 196L101 197L100 196V195H102V194H100ZM91 193H93V194H91ZM121 193H123V194L124 193L125 194L126 193H131V194L135 193L134 195H136V197H134V196L132 198L128 197V198H126V201H125V199L123 198V194H121ZM189 193L192 194V195H190ZM48 195L51 196L53 199H50L51 197H48ZM94 195L95 196H98L99 201H100L99 202L100 205L97 202L98 201L97 200V197H95ZM87 196H89V198ZM142 196H144L145 198L142 197ZM38 197L40 198V200H39ZM44 197H45V199H44ZM140 197H141V199L144 200L143 202L141 201ZM152 197H154V196L152 195ZM35 198H37V199L35 200ZM104 198H106V199H104ZM150 198H151V196H150ZM43 199H44V201H43ZM89 199H91V200H89ZM93 199H94V203H93ZM200 199L202 200V202H201ZM45 200L50 201V203L47 202V201L45 202ZM131 200H133V201H131ZM51 201H53V202L51 203ZM109 201L111 203H109ZM95 202H97V204H98L97 207H96ZM180 202H182V200ZM29 203H30V205H33V203H37V204L40 203L39 204V206H40L39 208H41V211L38 210V208L32 209L30 211H27L26 210L27 209L26 205L28 204V206H30ZM45 203L46 204L49 203V205L48 204L46 205ZM105 203H106L107 206L104 207ZM161 203H158V204H161ZM50 204H52V207H51ZM94 204H95V206H94ZM165 204H167V205H165ZM195 204H197V205H195ZM123 205H124V207H123ZM89 206H91V207L89 208ZM93 206L95 207V210L93 209L94 208ZM206 206H207L208 209L206 208ZM109 207H110V209H109ZM158 207L159 208H162V209H158ZM16 208H18V209L20 208V209L18 210ZM44 208L45 209L47 208L46 211H42ZM48 208L50 210H52V211H50ZM142 208H143V210L147 209L148 212H146V213L143 214ZM90 209H93V210H90ZM104 209H106V210H104ZM33 210H35V211H33ZM87 210L88 211H94V212H91V214H93V215H91L89 212H87ZM118 210H120V212H118ZM114 211L117 212V214H115ZM135 211H136V213H135ZM19 212H20V214H19ZM24 212H26V213L28 212V214H25ZM31 212H32L33 215L31 214ZM96 212H97V214H96ZM99 212L102 213V214H100ZM45 213H47V214H45ZM159 213L161 215H159ZM134 214H135V216L133 217ZM141 214H142V216L145 215V214L146 215H149V216L152 215L151 217H149V218L152 219V221H151L152 223L150 221H148L149 223L147 222V224H146L143 221H141L142 220V217L140 216ZM166 214H167V217H166ZM224 214H227V215H224ZM44 215H46V216H44ZM121 215L124 217V221L122 220L123 218H122ZM228 215L229 216H232V217L229 218ZM37 216H39V217H37ZM42 216L45 217V218L43 217L44 220H43V218H41ZM162 216H164V217H162ZM178 216H179V219H178ZM180 216H182V217H180ZM47 217L48 218L49 217L50 218H54L55 217V219L48 220ZM127 217H128L129 220H130L129 217H131V218H135L136 217L134 220H137V218H138V220L140 219L137 222L135 221L136 223H139V225L140 224L142 225L144 223V224H146V226L149 224L148 226H150L151 228H157L159 230L158 231V233H159L158 239L155 242L153 241L152 243H150L148 245H142V244H140L138 242L132 244V247L133 248L135 247L134 250L136 251L134 253H131V254L128 253L125 256H124V253L123 254L122 253L121 254H119V253L118 254H113V253H111L109 251L110 248H108V249L105 248V247H107L106 245L108 244L105 241H109L110 239H112L111 238L112 237L111 234H114L113 233V230H110L111 231V233H110V231H106L105 232L104 230H101V229L104 228V226L105 225H108V224L109 225L110 224H113L114 226L115 225H119L121 227V225H123L122 223H127L125 221V219L127 220ZM152 217H154L155 219L152 218ZM176 217H177V219H176ZM13 218L14 219L16 218V219L15 220H11ZM38 218H40L41 220L38 219ZM46 218H47L48 221L46 220ZM100 218H101V220H98ZM113 218H116V219H113ZM157 218L160 219L159 220L160 222L159 221H156ZM174 218H175V220H174ZM226 218H227V220H226ZM8 219H10V222H9ZM56 219L59 220V221H57ZM102 219H103V221H102ZM120 219L123 222H119ZM180 219H181L182 222L179 221ZM228 219L230 220V223L231 224L228 223V221H229ZM53 220L55 222L57 221L56 222L57 224L55 222L53 224L50 223V222H53ZM104 220H107V221L105 222ZM129 220H127V221H129ZM161 220H164V222H162ZM5 221H7V223ZM41 221H43V222L47 221V222L42 223ZM73 221L76 222V223L74 224ZM144 221H146V218H145ZM226 221H227L228 224L226 223ZM35 222L36 221L34 219L33 223H35ZM156 222H158L160 225H158V223L155 224ZM165 222H166V224H164ZM221 222L224 223L225 225L222 224ZM240 222L241 221H239V223ZM257 222H259V219H257ZM173 223L175 225V229H176V227L178 228V226H180V227H186V225H187V227H186L187 230L189 232L192 231V232H190V235H191V238H192V241L191 242H193V243H192V246L190 245V248L188 246L189 249H186L187 250V254L188 255L191 254L189 256V259H186L185 256H187V255L183 254V250L179 249V248H181L180 247L181 245H180V242L177 241V237H176L177 235L175 234L176 232L174 231L175 230L174 229V225L173 226H170ZM181 223H182V225H181ZM232 223L234 224V226L232 225ZM44 224H45V226H44ZM58 224L61 225V226H59V230L57 228L58 227ZM8 225H10V226H8ZM56 225H57V227H56ZM231 225H232V227H231ZM100 226H102V227H100ZM124 226H125V224L122 227H124ZM261 226H262V224H261ZM110 227L112 228V225H110L107 228H110ZM159 227L161 228V230H160ZM193 227L195 229H193ZM237 227H238L239 230H237ZM45 228L46 229H49L48 232H45V231H47ZM54 228H55V230H54ZM168 228L169 229L172 228L171 229V233H170V230ZM26 229H30V227L29 228H26ZM16 230H18V232L20 233V235L18 234V232H16ZM50 231H51V233L54 232V233H52L53 234L52 235L53 237L50 236L51 235ZM56 231H57V233H55ZM102 231H104L103 233H105V235L106 234L107 235L105 236L103 233H100ZM95 232H97V233H95ZM107 232H109V236H108V233ZM166 232H169V233L167 234ZM33 233H34V235L40 236V235H38L40 233H38L37 231L36 232L33 231ZM22 234L25 237H27L28 239H25ZM172 234H173V236H172ZM174 234H175V236H174ZM166 235H167V237H166ZM17 236L19 238L21 237V240ZM97 236H98V238H97ZM10 237H11L12 240L10 239ZM12 237L13 238L15 237V238L13 239ZM46 237H47V239H46ZM56 237H58V238H56ZM93 237H96V238H93ZM99 237H101V239ZM108 237H109V240H107ZM161 237H163L162 238L163 240L161 239ZM8 238H9V241H7ZM16 238H17V241L18 242H21V243H18L16 241ZM22 238H24V239H22ZM34 238H35V240H34ZM54 238L56 240H54ZM120 239L121 238H115V236H114L113 239L110 240V241L112 243L116 242V244H117V243H121V241L123 242V240H120ZM48 240H52L51 244H50V241H48ZM45 241H47V242H45ZM53 241H55V242H53ZM5 242L6 243H9V244L7 245ZM22 242H24V243H22ZM102 242H103V244H102ZM42 243H44V244H42ZM47 243L50 245V247H47V246H49ZM135 244H137V246ZM40 245L41 246L42 245H44V246L46 245V247H41ZM4 247H5V249H3ZM10 247H12V249ZM8 248L11 249V250H7ZM21 248H23V249H21ZM101 248L102 249L104 248L103 249L104 250V253L102 252L103 250ZM24 249L26 251H24ZM27 250H28V252H27ZM167 250L170 251V252H168ZM100 251H101V253H100ZM17 252H19L20 254L17 253ZM5 253L6 254L9 253L10 255L9 254L8 255H5ZM262 253H263V255H262ZM2 254H3L4 257L2 256ZM83 254H84V256H83ZM37 255H38V252H37ZM39 255H38L37 258H40ZM69 255H70V257H69ZM102 255H103V257H102ZM121 255H123V256H121ZM130 255H134L135 257L134 256H130ZM9 256H11V257H9ZM81 256H82V260L78 261L81 258ZM112 256H113V258L115 260L112 258ZM116 256H117V258L118 257L119 258L117 259ZM84 257H86L87 260ZM101 257L102 258H105V259H102ZM125 257H127V259ZM97 258H99V259H97ZM47 259H49V260H47ZM64 259H65V261H64ZM83 259H85L86 261H84ZM91 259H92V261H91ZM120 259H122V261ZM128 259L131 260V261H129ZM46 260H47V262H46ZM169 260H170V262H169ZM73 261L75 263H73ZM14 262L16 263V261H14ZM41 262H42V264H45V263H43V261H41ZM139 262H141V263H139ZM142 262H144V263H142ZM11 264H13V263H11Z\"/></svg>", "mask_w": 264, "mask_h": 264}]
</instances>
